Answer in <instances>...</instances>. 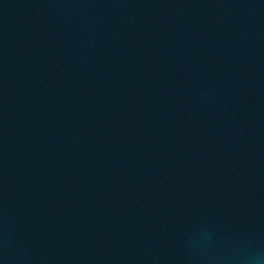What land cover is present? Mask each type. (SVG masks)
Instances as JSON below:
<instances>
[{
    "label": "water",
    "instance_id": "obj_1",
    "mask_svg": "<svg viewBox=\"0 0 264 264\" xmlns=\"http://www.w3.org/2000/svg\"><path fill=\"white\" fill-rule=\"evenodd\" d=\"M264 257V0H0V264Z\"/></svg>",
    "mask_w": 264,
    "mask_h": 264
},
{
    "label": "clouds",
    "instance_id": "obj_2",
    "mask_svg": "<svg viewBox=\"0 0 264 264\" xmlns=\"http://www.w3.org/2000/svg\"><path fill=\"white\" fill-rule=\"evenodd\" d=\"M252 260L255 262V264H264V257L256 255L252 257Z\"/></svg>",
    "mask_w": 264,
    "mask_h": 264
}]
</instances>
